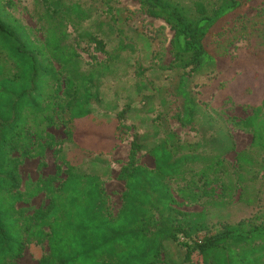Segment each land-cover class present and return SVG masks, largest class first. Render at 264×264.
Masks as SVG:
<instances>
[{
	"label": "trees",
	"instance_id": "obj_1",
	"mask_svg": "<svg viewBox=\"0 0 264 264\" xmlns=\"http://www.w3.org/2000/svg\"><path fill=\"white\" fill-rule=\"evenodd\" d=\"M97 1L91 0V4ZM31 2L42 39L7 11L13 6L11 0H0V264H15L28 247L36 248L42 242L47 253L36 252L37 264H159L164 244L177 236L185 240L181 246L187 264H264V223L224 225L214 233L191 238L190 214L175 207L168 181L183 177L188 164L205 157L188 150V145L174 140L173 135L150 146L137 135L133 137L127 162L118 173L124 191L114 217L108 213L99 178L78 174L72 167L58 181V165L54 176L38 179L30 192H21L22 159L16 154L42 158L54 147V137L47 129L59 124L66 140L83 149L78 140L83 141L87 129L118 128L124 115L122 110L116 120L92 119V108L109 67L102 64L81 70L66 30V24L77 30L96 16L97 7L79 0ZM138 2L151 18L163 20L172 33L170 69L183 72L176 88L183 100L178 121L181 126L192 125L203 113L186 90L187 76L218 65L213 38L228 29L230 19L245 13L258 0ZM82 34L99 52L106 53L105 43L97 35ZM129 48L133 46L118 45L121 50ZM6 64L12 65L11 71L5 69ZM136 91L140 89L136 87ZM263 112L264 98L244 121L252 129V146L261 148ZM218 142L223 143L221 138ZM232 149L233 145L225 151ZM143 151L153 159V169L137 164V155ZM213 165L221 167L222 162L217 160ZM44 166L40 161L39 167ZM40 193L47 200L44 206L31 214L17 208ZM179 194L197 201L205 193L181 190ZM192 216L203 218L201 213Z\"/></svg>",
	"mask_w": 264,
	"mask_h": 264
},
{
	"label": "rangeland",
	"instance_id": "obj_2",
	"mask_svg": "<svg viewBox=\"0 0 264 264\" xmlns=\"http://www.w3.org/2000/svg\"><path fill=\"white\" fill-rule=\"evenodd\" d=\"M11 1L13 6L7 11L42 39L31 0ZM79 1L98 9L96 16L80 24L77 30L66 24L80 69L102 64L109 67L91 117L95 121L116 120V114L122 110L124 115L118 128L111 125L87 129L83 141L78 140L83 149L66 140L59 124L47 129L54 137V147L47 149L42 158L16 154L22 159L21 192H30L38 179L54 176L58 165V181L72 167L78 174L99 178L108 213L114 217L124 191L118 173L127 162L133 137L137 135L140 142L150 146L173 135L174 140L186 143L188 150L205 157L188 164L183 177L168 181L175 207L190 214L191 238L214 233L224 225L264 223V148L252 146V129L244 124L264 98V0L230 19L228 29L213 38L212 48L219 56L215 68L187 76L186 90L203 113L189 126H181L178 121L183 100L176 88L183 72L170 69L172 33L164 21L151 18L138 0H98L94 4L91 0ZM84 31L102 39L106 53L99 52L82 34ZM119 43L131 44L133 48L118 49ZM5 69L11 71L12 65L6 64ZM219 138L223 143L218 142ZM231 145L233 149L225 151ZM217 160L222 162L221 167L213 165ZM40 161L45 163L44 167H39ZM137 164L154 167L150 154L144 151L138 153ZM181 190L205 194L196 201L184 198L179 194ZM46 203L40 193L17 204V208L31 214ZM199 213L203 215L201 220L192 216ZM183 241L177 236L166 242L159 264H187ZM38 251L47 253L45 242L36 248L28 247L15 264H37Z\"/></svg>",
	"mask_w": 264,
	"mask_h": 264
}]
</instances>
